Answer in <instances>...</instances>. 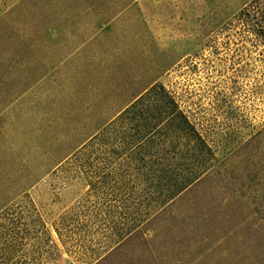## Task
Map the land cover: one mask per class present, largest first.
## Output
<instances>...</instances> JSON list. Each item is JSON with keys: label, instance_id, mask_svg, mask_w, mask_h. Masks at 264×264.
Returning a JSON list of instances; mask_svg holds the SVG:
<instances>
[{"label": "rangeland", "instance_id": "rangeland-1", "mask_svg": "<svg viewBox=\"0 0 264 264\" xmlns=\"http://www.w3.org/2000/svg\"><path fill=\"white\" fill-rule=\"evenodd\" d=\"M250 1L0 0V264H264ZM142 153L198 178L172 197Z\"/></svg>", "mask_w": 264, "mask_h": 264}, {"label": "trees", "instance_id": "trees-1", "mask_svg": "<svg viewBox=\"0 0 264 264\" xmlns=\"http://www.w3.org/2000/svg\"><path fill=\"white\" fill-rule=\"evenodd\" d=\"M236 21L245 32V36L250 39L252 48L255 49V51L262 55L264 58V0H251L248 5L240 10L239 14L237 15ZM182 124H184V122ZM194 142L195 145L198 144V141H196V139ZM196 146L198 147V145ZM139 147L142 150H145L149 147L152 148L153 145L151 146V143L149 141L144 140L141 142ZM129 158L130 157H126L123 159V161L128 162ZM191 160L196 164V167L194 165L193 166L198 172L202 163L200 154H196L191 158ZM189 161L190 159L185 155L176 156V154L172 153H167L165 155H158L156 153H142V155L140 154V156L136 158V162L141 169L150 171L155 174H157V172L162 173L163 177H166L170 180V182H172V197L185 190L193 181L198 178V175H196V173H194L196 175L195 178L191 177L193 172L187 168V164ZM77 164L78 161L75 160L74 157L70 158V161L67 165L68 167H71V170L70 168H67V171H73V169L75 171L77 166L82 169L84 166L88 165V163H83L81 165ZM67 165L64 167H67ZM59 225V223L54 224V231L58 240L61 241L62 239L59 231ZM49 238L46 237V239ZM11 239V247L13 248H18L20 246V242L25 240V238H21L18 236H14ZM48 242L49 240H47V243Z\"/></svg>", "mask_w": 264, "mask_h": 264}]
</instances>
